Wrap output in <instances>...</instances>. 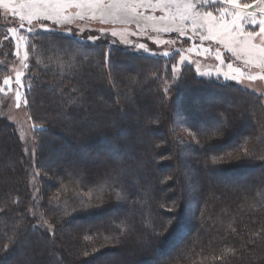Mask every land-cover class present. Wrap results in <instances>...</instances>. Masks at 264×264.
Instances as JSON below:
<instances>
[{
    "label": "trees",
    "instance_id": "obj_1",
    "mask_svg": "<svg viewBox=\"0 0 264 264\" xmlns=\"http://www.w3.org/2000/svg\"><path fill=\"white\" fill-rule=\"evenodd\" d=\"M255 1L257 0H250L249 4ZM48 34L51 35V33L42 31L32 35L27 45L31 61L34 60L30 61L28 66L32 67L25 75L27 108L32 114L37 112L41 119L45 118L41 121L33 119L38 126L36 131L38 169L48 175H56L57 172L60 182L63 183L64 178L67 177L73 184H61L64 186L59 188L64 192L55 196L50 193L51 188L56 187L55 183H52L53 181L47 177H41L43 201L39 204L41 213L51 222L53 231L50 232L49 229L34 224L33 208L31 209L30 206L33 202L28 174L30 166L26 167L28 161L24 159L23 144L17 132L14 129L11 130L12 124L5 117L0 116V141L2 148L8 152L6 155L5 151L0 153V160H4L5 156H8L7 161L10 159L13 161L8 163L3 170L4 178L0 177V202L5 203L3 206L0 204V264H77L74 253L78 252L82 255L79 259L80 262L85 260L91 262L103 252H107L110 248L109 244L124 243L125 247L121 248L124 252V249L127 250V244L132 242L131 239L137 242L136 247L138 248L135 252L137 258L129 261L127 257L123 259L124 255L121 253L118 257L121 261L127 260L131 264H151L148 262L150 259L154 260V264H264L262 262L264 260L257 262V257L264 259V234L255 231L251 247L255 251L259 247L260 253L255 252V255L251 253L245 257L244 261L240 248L244 246L242 243L246 241V237H239L238 232L241 230L240 225L243 221L250 222L248 225L257 223L258 218L255 217L258 215L257 212L261 211L259 214H262V210L264 212V185L260 188L261 190L258 189L259 191L255 189L256 178L253 177L249 187L242 191L239 190L241 186L237 180L233 182L228 180L233 173L246 168L249 172L257 164L251 166L245 162H236L238 160L236 157L234 160L231 158L228 162H224L222 159L225 156V151H223L225 146L222 147L220 144L234 136H241L238 116L243 112L261 117L264 121V113L257 95L250 91L240 94V99L249 100H244L241 104L239 114L238 109L234 110L235 112L229 111V114L217 111L218 121H215V124H207L205 127L194 121L193 107L182 112L183 116L189 118L190 124L195 128L197 142L201 141L197 144L200 149L199 154L198 150L194 154L198 159V171L201 173L198 179L203 183V185L201 184L202 190L205 191V196L203 195L205 222L198 228L194 225V230H191V218L182 215L186 209L183 207L178 216V213H175L172 208L173 203L168 202L173 199L175 193L166 192L164 186L161 185V180L165 176L163 171L174 169V166L179 163L180 157V154H177V158L174 157V162L171 161L165 157V153L168 152L167 147L159 144V138H164V142L169 144L167 134L173 131L174 126H178L174 114L182 111H176L175 105L178 97H172V100L168 101L161 90L164 85L176 81L173 80L172 71L174 57L130 53L120 49L119 46L109 45L107 40L100 41V46H97V43H85L73 36H71L73 38L71 44L65 45H60L59 40L51 39L53 45L54 41L57 42L56 46L62 52L53 51L52 48H48V46L51 47V44H47L46 36ZM55 36L61 37V35ZM88 47H95L97 52H90ZM14 48V42L12 39L5 38L0 26V52L5 51L8 56L15 57ZM116 50L133 55V58L139 57L143 60L142 57H144L146 65L140 66L141 70L135 73V76L124 77L120 75L124 61L119 58ZM0 62L1 82L3 79L1 75L8 73L9 66L8 63L2 62L1 57ZM91 78L98 82V86L94 90L105 96L102 97V101H94L92 93H89L85 88ZM179 79L177 80L178 84L174 85L171 90L179 89L180 86L185 85L187 80L205 84L211 89L239 87L216 78L199 76L191 65L183 67ZM43 88L49 89L52 99H57L59 102L56 105L57 114L49 113L47 108H43L42 100L38 98ZM114 88H117L123 97H115L116 95H113ZM206 92L208 91L202 93ZM200 93L196 94L198 101L201 100ZM118 98L122 103L129 100L132 104L143 106V111L137 114V119L132 125L138 129L134 133L138 147L129 157L122 153L127 146L126 141L130 140L116 137L117 133L109 123L110 118L120 115L121 111L118 108L120 105L116 106L115 111H109L107 113L109 115L102 116L103 113L100 112L107 109L109 102L119 101ZM227 101L234 102L233 97H228ZM156 108H158L157 111ZM83 115H86L87 118L82 117ZM62 118L68 120L62 123V126L70 134L69 136L72 135V138L73 136L78 139L85 138L91 132L95 134L93 138L96 139L95 144L112 145V158L106 160V165L98 181L93 182L92 179H89L90 170H87L86 167L79 171L77 168L67 167L65 171L60 172L59 169H56L55 173L54 170H51L43 150L46 148L44 146L50 139L49 137L58 131V127L62 128L63 120H60ZM82 120L88 125H83ZM90 124H93L92 130H90ZM65 126L68 128L66 129ZM117 128V131L122 134L125 132L128 136L129 128L125 123H118ZM252 129L254 130L253 126ZM143 130L144 132H142ZM175 131L177 133V130ZM9 132L11 133L10 137L6 135L10 134ZM218 132L222 138H217L216 141L211 140V135L218 134ZM6 137L10 140H6ZM134 139L132 137L131 140L134 141ZM170 143L184 149L179 140L170 139ZM258 151H264V137L256 139L251 156L256 155ZM210 157L216 159V162H211ZM16 160L17 164H15ZM200 162L202 166H200ZM12 176H15L14 180ZM211 179L216 185L212 186V202L208 201L209 206L207 207L205 197L208 190L205 183L207 180L210 182ZM171 182V179H167L168 185ZM241 197L244 200L243 207L233 205V202L239 201ZM97 202L100 203L97 204ZM183 206L185 205L183 204ZM20 207H22L24 218H20L16 222ZM110 207L118 208L111 220L114 219V222L117 221L119 224L111 223L109 225L111 232L107 233L106 227L94 229L95 226H87V233L85 231L83 233L86 237H90V241H83L78 237L76 243L71 244L69 249L63 245L65 226L71 235L74 232L81 233L85 226L81 225L82 223L77 224V220L85 219L90 213L100 214ZM172 216L174 218L171 221L169 218ZM252 217H254L253 220H251ZM260 224L264 226L263 222ZM90 228H93L94 231L92 232ZM252 230L254 231V228ZM242 231L244 232V230ZM243 232H241L242 235H244ZM37 234L42 235L45 245L41 247V250L36 251L35 247L43 244L36 237ZM24 243H26L25 246ZM33 246L35 247L33 248ZM168 251H172L171 254H167ZM11 254L18 255V260L9 262L8 257Z\"/></svg>",
    "mask_w": 264,
    "mask_h": 264
},
{
    "label": "rangeland",
    "instance_id": "obj_2",
    "mask_svg": "<svg viewBox=\"0 0 264 264\" xmlns=\"http://www.w3.org/2000/svg\"><path fill=\"white\" fill-rule=\"evenodd\" d=\"M239 1L241 2H239L240 4L233 5L227 3V0H214V2L210 0L209 3H203L202 0H144L143 3L138 2V0H103L102 3L89 2V0H60V2L51 4H29L27 0H11L9 3L0 5V26L5 37H8L7 40L12 39L15 45V57L13 55L8 56L5 54V51L0 52L2 62L8 63L9 66L8 73L1 75L3 79L0 82V116L5 117L12 124L11 130L14 129L17 132L23 144L24 159L28 161L26 167L30 166L28 174L30 192L33 197V202L30 206L31 209L33 208L32 216L34 217V224L45 229L47 228L50 232L53 231L51 222L41 213V205L39 204V202L43 201L40 183L42 176L43 178L47 177L53 181L52 183H55L56 187L50 190V193L55 196L61 195L64 192L59 187L73 184L67 177L64 178L63 183L60 182V176L56 172V169H59L60 172L62 170L65 171L67 168H77L79 171L83 167H86L87 170H90L89 179L96 182L102 175L106 160L112 158L113 147L110 144H95L94 141L96 139H93L95 134L91 132L85 138L78 139L76 136L72 138V135L69 136L70 134L62 126V123L68 120L62 118L60 119L61 121L63 120L61 122L62 128L58 127V131L49 137L50 139L47 140L46 146H44L46 148L43 150L51 170H54L56 175H48L38 169V150L36 144L38 126L34 120L41 121L45 118L41 119L37 112L32 114L29 108H27V83L25 75L30 70V67H32L28 66L31 61L29 48H27L30 37L42 31L51 33V35L48 34L46 36L47 44H51V47L48 46V48L59 52L62 51L56 46V41L59 40L60 45L71 44L73 40L71 36H73L85 43H97V46H100V41L107 40L109 45L119 46L121 47L120 49L126 50V52L148 55L140 48V45L143 44L149 52L159 53L149 56L174 57L173 65L176 66L177 70L173 73V80L176 81H172L175 83L164 85L161 90L166 95L168 101L172 100V97H178V104L176 103L175 105L176 111H182L174 114L177 118L176 123H178V126L173 127L174 132L171 131L167 134L169 144L164 142V138H159V144L167 147L168 152L165 153V157L171 161L174 162V157L177 158V154H180V157L179 163L177 165L174 164V169H165L163 171L165 176L161 180V185L164 186L166 192L175 193L173 199L168 202L173 203L172 208H174L175 213H178V216L183 207L186 209L182 215L191 218V230H194V225L198 228L205 222V216L203 217L205 213L203 211V203H205L203 195L205 196V191L202 190L203 183L198 179L201 173L198 171V159H196V154H194L197 150L199 154L200 149L197 144L201 143V141L197 142L198 137L195 128L190 124L189 118L183 116L182 112L184 113L185 109L193 107L195 112L192 113L193 119L198 125L205 127L207 124H215V121H218L216 117L217 111L229 114V111L238 109L239 114L241 104L244 100H249L246 98L242 100L239 96L250 91L259 98L261 110L264 113V32H261V29L264 28V2L257 0L249 4L250 0ZM209 13L211 15H208ZM30 15L32 16L31 23H29L28 19ZM21 17H24V19L22 20ZM9 29H14L15 31L10 32ZM27 29H31V31H26ZM53 34L61 35V37ZM88 37H96V39L93 41L89 40ZM51 39H56L54 45ZM88 49L90 52H97L95 47H88ZM116 51L119 58L124 61L123 69L120 70V75L124 77L135 76V73L141 70L140 66L146 65L144 57H142V60L139 57L133 58V55L123 53L121 50ZM163 53H168V55L165 56ZM186 65L193 66L199 76L216 78L220 81L236 84L239 87H218L211 89L205 84L187 80L186 86L183 85L179 89L171 90L174 85L178 84L177 80L181 76L183 67ZM97 83L94 78H91L85 85V88H87L89 93H92L94 101H102V97H105L102 95L103 93L94 90L98 86ZM165 89L168 91L166 92ZM48 90L43 88L38 98L39 100L41 98L43 108H47V112L57 114L56 105L59 102H57V99H52V94ZM203 90L208 92L202 93L205 92ZM114 91L116 93L113 94L114 96L116 95L115 97L122 96L117 88H114ZM199 92H201V100L198 101L196 94ZM228 97H233L234 102L227 101ZM117 105H120L118 108H120L121 113L115 118H110L109 123L112 124L113 130L117 133L116 137L122 140H130L126 141L127 146L123 153L121 152L124 156L129 157L138 147L137 139L134 136V133L138 129L132 125L137 119V114L143 111V106L136 103L132 104L129 100L122 103L119 99L117 102H109L107 109L100 111L103 113L102 116L109 115L107 113L111 110L115 111ZM157 110L158 108H156ZM82 117L87 118L86 115ZM238 119L240 121L241 136H234L220 143L222 147L225 146V150H223L225 151V156L222 160L228 162L229 159L232 158L234 160L236 157L238 158L236 162H245L251 164V166H254L252 164H257L249 172L247 171L248 168H246L243 171L233 173L228 180L232 182L237 180V183L241 186L239 190L243 191L249 187L251 178L255 177L254 187L258 190L264 185V151H258L254 156H251V151L253 145L255 146L256 144V139L264 137V121L261 117L244 112L238 116ZM48 120H45V122H48ZM82 121L83 125H88L87 122ZM120 122L125 123L126 127L129 128L127 130L128 136H126L127 133L125 134L124 132L122 134L116 130ZM89 126H91L90 130L94 128L93 124ZM65 128L67 129L68 127L65 126ZM175 130H177V133ZM6 135L10 137L11 133ZM211 136V140L214 141L217 138H222L219 132ZM132 137L135 138L134 141L131 140ZM247 137L249 139H246ZM170 139L173 141L179 140L184 149L171 145ZM6 140L10 139L6 137ZM9 144L11 146V143ZM2 147V142L0 141V153L5 151ZM4 153L6 155L8 152L5 151ZM220 156L223 155L220 154ZM7 158L8 156H5L4 160H0L1 178H4L3 170L6 168V165L13 162L11 161L12 159L7 161ZM210 160L212 162L216 159L210 157ZM15 164H17V160ZM200 166H202L201 162ZM14 177L12 176L13 180ZM166 178L172 180L170 185H168ZM61 184L64 185L61 186ZM205 184L208 190L205 197L208 207V201L212 202V186H215L216 183L211 179L210 182L207 180ZM243 201L241 197L239 201L233 202V205L243 207ZM0 204L3 206L5 203L0 202ZM19 210L16 222L20 218H24L22 207ZM116 211H118V208L110 207L103 210L100 214L90 213L89 215L87 214L85 219L77 220V224L82 223L81 225H84L86 228V230L83 228L84 230L81 233L74 232L71 235L65 226L66 232H64L63 245L69 249L71 244L76 243L78 237L83 241H90V239H86V235L83 233L87 231V226H95L94 229L106 227L107 233L111 232L109 226L111 223L116 222L119 225L117 221L114 222V219L111 220ZM259 213L261 211H258V215L256 214L257 216H255L258 218L257 223L254 222L248 225L250 222L243 221L240 225L241 230H238L239 237H246V244L243 242L242 245L244 246L240 248L244 261L246 260L245 257L251 253L252 255H255V252L260 253L259 247L256 251L251 247V242H254L255 231L264 234V226L260 224L261 222L264 224V212L262 210V214ZM173 218L172 216L169 219L172 221ZM253 219L254 217L251 218V220ZM253 228L254 231L252 230ZM73 229L76 231L75 227ZM90 229L92 232L94 231L93 228ZM36 237L43 243L37 247L33 246L37 251L38 249L41 250V247L45 244L42 235L37 234ZM131 240L132 242L127 244V250L124 249V252L122 251L125 247L124 243L116 242L109 244L110 248L107 252H103L100 256L96 257L91 261L92 263L86 260L80 262L79 259L82 255L78 254L79 252L74 253L75 260H77V264H131L127 260L121 261L118 258L119 253L124 255L123 259H126L125 257L129 258V261L137 258V253L135 255L138 248L136 247L137 242L134 239ZM23 245L25 246L26 243ZM171 252L168 251L167 254H171ZM8 259L9 262H13L18 260V255L11 254ZM260 260L264 259L257 257V262ZM148 262L154 264V260L150 259ZM262 262L264 263V261Z\"/></svg>",
    "mask_w": 264,
    "mask_h": 264
},
{
    "label": "snow or ice",
    "instance_id": "obj_3",
    "mask_svg": "<svg viewBox=\"0 0 264 264\" xmlns=\"http://www.w3.org/2000/svg\"><path fill=\"white\" fill-rule=\"evenodd\" d=\"M9 2H11V0H0V5H4V4L9 3ZM27 2L29 4H36V3H39V4H45V3L51 4V3L60 2V0H27ZM89 2L102 3L103 0H89ZM138 2L143 3L144 0H138ZM202 2L203 3H209L210 0H202ZM212 2H214V0H212ZM238 2H239V0H227V3L233 4V5L238 4ZM261 2H264V0H261ZM208 15H211V14L209 13ZM31 18H32V16L30 15L28 17L29 23H31ZM46 18H49V17H46ZM21 19L23 20L24 17H21ZM21 27H23V25H21ZM9 31L10 32H14L15 30L14 29H9ZM26 31H31V29H27ZM261 32H264V28L261 29ZM250 35H252V34L250 33ZM5 38L8 39V37H5ZM13 39H14V37H13ZM88 39L94 41L96 39V37H88ZM140 48L142 50H144L148 55H157V54H159V53H151V52H149L148 49L146 48V46L143 45V44L140 45ZM163 55L167 56L168 53H163ZM176 70H177L176 66L172 65L173 73H175ZM165 91L167 92L168 90L165 89ZM215 162L216 161L214 160L213 163H215ZM86 239H90V237H86Z\"/></svg>",
    "mask_w": 264,
    "mask_h": 264
}]
</instances>
